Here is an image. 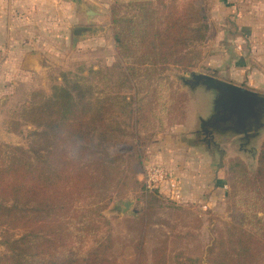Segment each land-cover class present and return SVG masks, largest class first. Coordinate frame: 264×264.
<instances>
[{"label":"trees","instance_id":"obj_1","mask_svg":"<svg viewBox=\"0 0 264 264\" xmlns=\"http://www.w3.org/2000/svg\"><path fill=\"white\" fill-rule=\"evenodd\" d=\"M108 14L119 72H62L49 95L32 91L10 123L13 134L26 128V146H0V264H116L101 212L140 174L149 139L141 134L184 121L187 98L161 73L192 67L208 33L206 8L127 0ZM126 136L132 144L120 145ZM226 177L231 221L194 264H264V140L252 174L231 160ZM168 253L161 242L151 264H168Z\"/></svg>","mask_w":264,"mask_h":264},{"label":"rangeland","instance_id":"obj_2","mask_svg":"<svg viewBox=\"0 0 264 264\" xmlns=\"http://www.w3.org/2000/svg\"><path fill=\"white\" fill-rule=\"evenodd\" d=\"M126 1L104 0L102 11L104 21L91 23L93 26H98L99 29H102L101 34H103L102 38H104L105 43L104 49L100 51L99 47L101 45H93L92 50L87 49L77 53V55H73L67 63L71 65L72 73L85 75L90 68L110 67L114 68V76L119 72L108 11L114 2L123 4ZM187 1H194L197 5L204 6L207 10L208 33L206 40L196 45L199 54L188 71L169 68L163 71L161 76L173 82L172 91L185 95L187 98L185 110L189 101L188 98L190 99V111H196V113H191L192 119L190 123L192 127L190 131L193 134L187 139L186 144L198 147L205 155L212 158L215 168L219 169L218 174L215 175L216 181L220 182V187L218 191L212 190L207 196H205V193L200 194L194 181L182 188V180H179L180 176L178 178L175 175H181V172H174L161 154L157 157L152 154L150 157L152 149L149 145L152 138L157 134L154 136L153 133L150 135L141 134L142 138L149 137V139L142 148L143 161L140 174L135 176V180L125 185L120 192L121 195H117L118 197L114 196L110 205L101 212L109 223L107 232L113 240V249L110 251L109 258L116 264H132L138 252H144V264H151L150 254L152 249L163 241L168 244V264L196 263L195 260L200 258L211 238L215 237L216 233L222 230L232 218V213L227 209L226 201L227 193L229 192L226 184V168L229 162L231 160H239L243 163L247 172L252 174L256 168L260 145L264 140V112H260L255 127L251 124L246 127V136L241 131L230 126H218L216 129L211 130L210 139L200 130L199 124L201 122L199 119L205 123L209 120L212 98L204 91L188 84L191 81V74L209 75L224 81L241 83V85H246L248 76H252L253 85L257 90L255 92L264 96V54L251 53L247 51V48L239 50L236 43L230 41L233 38L230 39L228 36L219 34L217 22L214 19L219 14L218 10L215 11L217 8L214 5L215 0H177V3L181 6ZM44 7H47V5L45 4ZM50 9L51 12L47 13L50 14L48 19L45 16V18L35 21L29 16L27 21H15V26L27 28V38H25L27 42L36 37L41 39L40 46L42 49L54 47L58 53L70 55L71 32L74 28L82 26L83 21L78 19L57 20V12L60 15L68 12L67 7L62 4L52 5ZM55 34L60 37L54 36ZM88 50L90 54L87 53ZM46 53L47 51H45ZM57 66L36 81V86H38H35L36 89L43 88L46 95L50 94V88L56 82V79L59 77L61 80L59 70L66 68L64 62H60V65ZM27 88L24 83L13 85L11 89L13 94H7L8 96L6 95V100L1 106L3 114H5L2 120L6 122L8 130L11 129L10 123L17 120L21 105L28 100L29 89L27 90ZM129 93L126 90L123 94L127 95ZM197 106L206 110L204 115H199L197 110L200 109L196 108ZM184 114H186V111ZM119 120L125 125L127 124L126 119L120 118ZM181 124H173L169 128ZM125 127L127 132L130 133V128L128 126ZM21 130L22 133L19 135L11 132L10 135H5L0 132V146L25 147L27 144L26 128ZM179 137L184 140V136L180 135ZM158 138L154 139V144L157 143V148L159 147L156 141L161 137ZM210 141H213V143ZM132 142L133 138L126 136L121 139L120 145L130 146ZM148 164L160 165L166 170L168 177L156 189L157 193L154 191L147 192L151 195L145 197L142 194L144 191L141 186V180L143 167ZM182 176L184 180L187 178L185 174H182ZM221 182L225 184V187L222 188ZM123 202H129L131 205L123 210ZM105 232L106 229L103 233ZM2 251L3 248L0 246V252Z\"/></svg>","mask_w":264,"mask_h":264},{"label":"crops","instance_id":"obj_3","mask_svg":"<svg viewBox=\"0 0 264 264\" xmlns=\"http://www.w3.org/2000/svg\"><path fill=\"white\" fill-rule=\"evenodd\" d=\"M80 1L93 12L91 18H87L78 5V0H0V132L3 134H11L7 129L6 122L2 120L5 114H3L1 106L6 100V95L13 94L11 90L13 85L26 84L29 94L32 91L38 90L46 93L43 88H41L42 90L35 88L37 85L36 81L40 80V77L45 73H49L53 70L52 68L58 67L57 65H60V62H64L66 68L59 70V73L72 72L73 70L70 69L71 65L67 64L70 58L81 51L92 50L93 45H101L99 48L100 51H103L105 43L104 38H102L103 34H101L102 29H99L98 26H93L91 23L104 21L102 11L105 2L104 0ZM45 4L47 7H44ZM58 4L67 7L68 12L61 15L57 12V20L78 19L79 21H83L80 27L90 28L95 32L83 39H79L75 48L72 47L71 39L70 55L58 53L54 47L42 49L40 46L41 39L36 37L27 42L25 40L27 38V28L15 26V21H27L29 19L27 17L29 16L35 21L41 20L45 16L48 19L50 14L47 13L51 12L50 7ZM214 5L217 6L215 11L218 10L219 12L214 19L217 22V30L220 35L228 36L230 39L233 38L230 41L236 43L239 50L247 48V51L251 53L264 54V0H215ZM54 36L60 37L58 34ZM45 51H47L46 54ZM87 53L90 54L89 50ZM251 78L252 76H248L246 85L227 80L225 82L251 91H257ZM220 80L224 81L223 79ZM59 83L60 79L58 77L53 85ZM197 89L204 91L202 88ZM204 93L211 96L212 104L214 95L211 92L204 91ZM188 100L190 101L189 98ZM189 101L186 106L183 123L172 128L170 127L153 137L149 145L152 152L147 153H150V157L152 154L156 155V157L160 156L159 154L163 155L164 159H166L165 162L170 165V168L174 172H181V175H175L178 178L180 176L181 179L179 178V180H182V188L194 181L200 194L205 193V196H207L212 190H219L220 182L216 181L215 175L218 174L219 169L215 168L212 158L205 155L198 147L186 144L187 139L193 134L190 131L192 127L190 123L192 119L191 113H196V111H190ZM196 108L200 109L197 110L200 116L205 114L206 110L203 107L197 106ZM199 120L202 121L201 119ZM180 135L184 136V140L179 137ZM156 137H161L156 141L159 148L156 147L157 143L154 144ZM182 174L187 176L185 180ZM190 179L192 180L190 181ZM221 184L222 188L225 187L224 183L221 182Z\"/></svg>","mask_w":264,"mask_h":264},{"label":"water","instance_id":"obj_4","mask_svg":"<svg viewBox=\"0 0 264 264\" xmlns=\"http://www.w3.org/2000/svg\"><path fill=\"white\" fill-rule=\"evenodd\" d=\"M78 5L86 14L87 18L93 16V12L78 0ZM93 29L77 27L72 30V47L75 48L79 39H83L90 34H94ZM191 81L188 83L194 88H202L205 92H211L214 95L212 102V113L218 112L221 117L215 121H226L234 119L233 123L239 128H234L247 135L245 123L249 119H254L257 123L260 112H264V96L255 91L227 83L215 77L204 74H191ZM186 83V82H185ZM202 126L205 122H201ZM201 126V127H202ZM123 210L128 208L131 203L123 202Z\"/></svg>","mask_w":264,"mask_h":264},{"label":"built area","instance_id":"obj_5","mask_svg":"<svg viewBox=\"0 0 264 264\" xmlns=\"http://www.w3.org/2000/svg\"><path fill=\"white\" fill-rule=\"evenodd\" d=\"M168 174L160 165L148 164L143 167L142 186L144 192L156 191L167 179Z\"/></svg>","mask_w":264,"mask_h":264},{"label":"flooded vegetation","instance_id":"obj_6","mask_svg":"<svg viewBox=\"0 0 264 264\" xmlns=\"http://www.w3.org/2000/svg\"><path fill=\"white\" fill-rule=\"evenodd\" d=\"M220 114L218 112L212 113L210 115L207 123L203 124V126L201 123L199 124L200 130L204 133V135L208 136L209 139H210V131L216 129L218 126H230L231 128H239L240 129V127L238 125H235L233 123L234 119L216 122L215 119H219L221 117ZM200 122H202V121H200ZM250 124L255 127V125H256L255 120L249 119L247 121V123H245L244 128L248 127ZM210 142L213 143V141H210Z\"/></svg>","mask_w":264,"mask_h":264}]
</instances>
